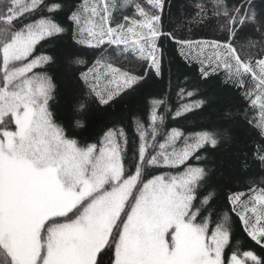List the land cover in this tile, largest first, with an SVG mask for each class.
Returning <instances> with one entry per match:
<instances>
[{
  "label": "snow or ice",
  "instance_id": "snow-or-ice-1",
  "mask_svg": "<svg viewBox=\"0 0 264 264\" xmlns=\"http://www.w3.org/2000/svg\"><path fill=\"white\" fill-rule=\"evenodd\" d=\"M188 2L0 0V264H264V187H231L264 184V0ZM161 38L198 74L177 62L174 109L171 68L130 107L165 77ZM227 88L258 108L251 147L238 113L204 116ZM233 213L259 254L232 245Z\"/></svg>",
  "mask_w": 264,
  "mask_h": 264
},
{
  "label": "trees",
  "instance_id": "trees-1",
  "mask_svg": "<svg viewBox=\"0 0 264 264\" xmlns=\"http://www.w3.org/2000/svg\"><path fill=\"white\" fill-rule=\"evenodd\" d=\"M78 2V0H77ZM123 0H117V3H121ZM176 3V9L173 11L178 15L179 11L181 9H184L185 11H191V6L188 2V0H175ZM185 5H188V7H185ZM127 14H131L132 9L128 8L124 10ZM116 16H121V11L117 10L115 12ZM37 16H39V13H37ZM35 18V17H34ZM62 19V14L58 17ZM167 27V26H166ZM176 34L177 36L184 35L188 36L189 33L187 32V29H176ZM192 38L195 39H200V38H209L212 35V32H210L208 29H193V32L191 33ZM159 44L163 48L165 52V77L163 81H161L159 84L153 86V87H146L144 89H141L138 93L133 94L131 97L126 98V102L130 107H136L143 103L144 97L148 94H162L164 92H168V71L169 68H171L172 72L175 73L172 77V89L171 92L169 93L170 98H171V104L173 109L176 106L177 100H176V85L178 83L177 81V76H179V80L183 81L184 75L177 73L176 68H177V62L180 64L184 65V69L186 70V74L189 76H195L198 74V65L193 63L191 67L189 65L184 64L183 60L180 58L178 52L175 49V46L173 44V41L167 38H161L159 40ZM44 46V42L42 41L39 45H37L36 51L39 53ZM51 49L48 48L46 49V54L50 52ZM171 60L172 63L171 65L168 64V61ZM116 66L118 67H128V62L121 59L120 61L116 62ZM51 71L55 72V69H52ZM218 79V78H217ZM246 80H250V77L246 78ZM101 87H104L106 83H104V80L102 79L101 82ZM223 87V86H221ZM64 92V87L63 85L61 86V94ZM221 100H219L215 105L212 106L211 109H205L204 116L208 120L215 121L219 119L222 115L223 112L225 111H231L233 113H238L237 119L241 122L242 128L237 130V134L244 136L249 143V146L251 147L252 141L258 140L259 139V130L257 127H255L256 121L259 119V114H258V108L257 109H252L249 107L248 101L244 99V97L241 95L240 90L236 88H227L221 93ZM163 112V109L160 110ZM247 113V116L245 117L243 113ZM65 124L71 119V114L70 113H62L60 117ZM248 120H252L253 123L249 124ZM166 130H170L171 127H180L182 130L185 132L194 130L184 124L183 121H176L173 122L171 117H166L165 120V125H164ZM89 133H84V135H88ZM129 135H131V129H129ZM162 139V137H161ZM180 146V142H178V147ZM225 152H222L218 154L217 159L220 157L224 156L226 154ZM191 163H196L195 160L190 161ZM208 164H211L213 161L212 160H207L205 161ZM249 179L253 180L257 186L264 187V184H260L259 182V172L258 171H250L247 174H241V178L238 183H234L231 185L232 188L234 189H239L241 191H247L248 187L250 186L248 181ZM227 194V189L221 193V198ZM233 219L235 220V224L233 225V234H232V245L234 247H239L240 251L244 250H253L256 253L259 254L260 249L259 246L255 244L254 241L251 240L250 237L247 236L246 233L242 231V226L239 224V218L235 216V214H232ZM214 224H212L210 227L214 228ZM210 234V233H209ZM239 242V243H237ZM227 251V250H226ZM231 253L228 252V255Z\"/></svg>",
  "mask_w": 264,
  "mask_h": 264
},
{
  "label": "rangeland",
  "instance_id": "rangeland-1",
  "mask_svg": "<svg viewBox=\"0 0 264 264\" xmlns=\"http://www.w3.org/2000/svg\"><path fill=\"white\" fill-rule=\"evenodd\" d=\"M104 83H106V81H104ZM114 86V85H113Z\"/></svg>",
  "mask_w": 264,
  "mask_h": 264
}]
</instances>
